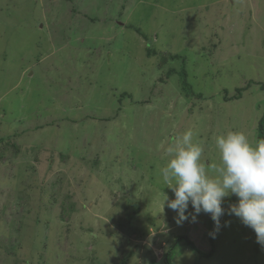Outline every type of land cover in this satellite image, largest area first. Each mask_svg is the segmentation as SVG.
Returning <instances> with one entry per match:
<instances>
[{
	"label": "rangeland",
	"instance_id": "374dc122",
	"mask_svg": "<svg viewBox=\"0 0 264 264\" xmlns=\"http://www.w3.org/2000/svg\"><path fill=\"white\" fill-rule=\"evenodd\" d=\"M262 86L264 0H0V264H165L177 235L214 252L182 240L170 264H264L234 194L211 244L159 173L187 131L209 175L217 135L254 143Z\"/></svg>",
	"mask_w": 264,
	"mask_h": 264
},
{
	"label": "clouds",
	"instance_id": "9594fccd",
	"mask_svg": "<svg viewBox=\"0 0 264 264\" xmlns=\"http://www.w3.org/2000/svg\"><path fill=\"white\" fill-rule=\"evenodd\" d=\"M192 137V131L173 137L166 149L168 160L159 173L174 198L164 194L162 209L167 202V207L177 214L178 225L195 223L201 212L209 214L214 224L210 235L214 238L226 214L224 199L234 194L237 202L228 206L227 214L251 228L257 243L264 245V138L252 143L239 131L217 135L219 160L212 164L209 175L202 161L204 149L193 143ZM189 205L192 213L188 212Z\"/></svg>",
	"mask_w": 264,
	"mask_h": 264
},
{
	"label": "trees",
	"instance_id": "16d2710c",
	"mask_svg": "<svg viewBox=\"0 0 264 264\" xmlns=\"http://www.w3.org/2000/svg\"><path fill=\"white\" fill-rule=\"evenodd\" d=\"M153 52H154V51L148 50V55H151ZM154 53H155V52H154ZM165 57H166V56H165ZM174 58H178L177 55L174 56ZM166 61H167V59H164V58L162 57V61H161L160 64H163V63H165ZM183 62H184V61H183ZM181 77H182V85H183V87H184L185 89H188L192 94H195L192 85H191V84L189 85V83H187V81H186V74L183 73V74L181 75ZM251 84H257V83H256V82L254 83L252 80L247 81V82L245 83L244 86H242V87H237V88L235 89V93H233V94H231V95H229V92H228L226 89H224V91H223V92H224V98H223V100H224V101H233V100H238V99H240V98L242 97V94H243L246 90H248V89L250 88ZM258 85H259V84H258ZM262 88H264V86H262ZM196 95L199 96V97L202 96L201 94H196ZM122 97H129V98H131V95H130L129 93L124 92V93H122ZM260 138H264V113H263L262 117H261L260 120H259L258 128H257V139H260ZM1 141L3 142L4 140H1ZM16 150H18V147H17ZM226 201H227V200H225V201L223 202V204H222V207H224V208L227 206V205H226L227 202H230V203H232V202H236V201H237V197L234 196V197H232V198H229L227 202H226ZM225 202H226V203H225ZM221 218H222V217H221ZM213 225H214V224H213ZM213 231H214V226L212 227V229H210V232H211V233H212ZM214 238H215V237H214ZM214 238L210 235V241L212 242L211 244H213V240H214ZM182 240H184V241L186 242V244H187L188 246H190V248H191L192 250H194V252H197L201 257H203V256H204V257H209V256H211L212 253L214 252V250L212 249L210 253H207V254H205V253H201V252L198 250L197 246L194 244L193 241L190 240L189 237H187V236H183V235H177V236L175 237V239H174V243L172 244V246H170V248H169V249L164 253V255H163V261L165 262V264H170V256H171V253L174 251L175 247L178 245V242H179V241H182ZM118 264H126V261L123 260V261L119 262ZM149 264H158V262H157L155 259H152V260L149 262Z\"/></svg>",
	"mask_w": 264,
	"mask_h": 264
},
{
	"label": "crops",
	"instance_id": "0c3cea01",
	"mask_svg": "<svg viewBox=\"0 0 264 264\" xmlns=\"http://www.w3.org/2000/svg\"><path fill=\"white\" fill-rule=\"evenodd\" d=\"M206 11L208 12V15H206V16L209 17V20H210V17H215L216 16L214 12H209L207 9H206ZM235 21L238 22V19H236ZM206 23H207V21H206Z\"/></svg>",
	"mask_w": 264,
	"mask_h": 264
}]
</instances>
